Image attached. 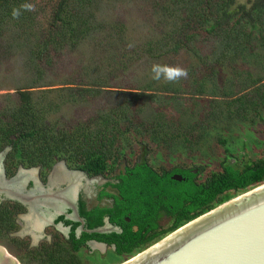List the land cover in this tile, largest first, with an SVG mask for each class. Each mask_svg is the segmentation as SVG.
Listing matches in <instances>:
<instances>
[{
  "label": "trees",
  "instance_id": "trees-1",
  "mask_svg": "<svg viewBox=\"0 0 264 264\" xmlns=\"http://www.w3.org/2000/svg\"><path fill=\"white\" fill-rule=\"evenodd\" d=\"M107 1L0 0V70L19 42L26 46L36 80L60 66L64 50L82 43L89 49L88 59L70 70L61 86L31 81L0 93V152L11 146L5 160L9 175L20 164H41L47 172L63 158L88 172H103L143 142L172 155L195 154L209 136H218L229 154L224 131L264 120V74L254 75L247 66L249 57L264 56V22L257 11L249 13L237 0H151L154 21L148 36L136 43L125 23L102 17ZM25 4L35 11H26ZM14 8L20 10L18 19L12 17ZM154 63L180 66L188 77L175 83L152 80ZM132 69L137 76L129 84L113 86ZM5 84L0 81V90ZM94 99L104 103L87 116L77 119L68 113L71 106ZM230 156L209 170L204 181L168 188L175 199V222L143 238L138 247L118 245L119 254L132 257L264 183V149L258 158L241 163L233 155L228 161ZM24 211L17 201L0 203V243L8 241L23 264H34L37 250L30 239L12 235L20 229L17 216ZM45 249L42 264H64V254Z\"/></svg>",
  "mask_w": 264,
  "mask_h": 264
},
{
  "label": "flooded vegetation",
  "instance_id": "flooded-vegetation-1",
  "mask_svg": "<svg viewBox=\"0 0 264 264\" xmlns=\"http://www.w3.org/2000/svg\"><path fill=\"white\" fill-rule=\"evenodd\" d=\"M139 148L98 173L72 166L63 158L47 172L41 164L29 168L20 164L9 175L5 156L1 182L16 189L20 198L10 199L4 193L0 203L14 200L25 207L17 222L23 229L20 237L29 236L30 246L37 250L34 264H42L46 246L55 256L64 254V264H103L111 253L122 258L119 264L130 257L120 255L118 245L138 247L143 238L175 222V199L166 190L177 182L204 181L211 169L181 161L178 153L172 163V154L155 151L148 143H140ZM22 168L32 173L16 186L12 182ZM33 211L35 216H23Z\"/></svg>",
  "mask_w": 264,
  "mask_h": 264
},
{
  "label": "rangeland",
  "instance_id": "rangeland-1",
  "mask_svg": "<svg viewBox=\"0 0 264 264\" xmlns=\"http://www.w3.org/2000/svg\"><path fill=\"white\" fill-rule=\"evenodd\" d=\"M150 2L151 0H109L101 10L102 17L125 23L127 35L131 37L134 42L138 43L148 36L150 24L154 21L153 16L151 15L152 11L150 10L149 12ZM237 2L238 4L243 5L244 9H247L249 13L250 11H257L256 13H258L257 16L260 21L264 22V0H237ZM20 45V42L17 43L12 52L6 54V57L4 58V64L1 66L0 70V81L3 82L6 80L8 84H5L7 87H3V89L0 90V93L12 92L13 89L7 88L14 87L13 84H15V86H21L22 83L26 84L31 81H35L37 85L51 82L54 84V87L61 86L60 83L66 80L70 70L76 69V67L82 64V61L84 63L85 60L88 59L87 54L89 49L86 48L87 44L82 43L73 50H64L61 54L60 66L56 67L45 78L36 80L32 70L29 68L30 60L28 59V54L26 55V46L21 45V47H19ZM256 57L257 56L249 57V63L254 60H256L257 63L255 65H250L248 63L247 66L252 70L254 75L264 74V56L261 57L260 54L258 59ZM185 63L186 62H182V64ZM6 67L7 71L4 72ZM136 76L137 71L130 72L127 76L117 79V81L113 83V86H118L119 84L117 82L129 84V81ZM111 89H118V87H112ZM120 89L127 91L125 88ZM103 103L104 101L102 99H94L84 105L71 106L72 109L68 111V113L72 117L78 119L87 116L94 108ZM223 136H226L224 138L227 141L226 146L229 154L225 151L226 147L224 148L218 140V136H209V139L206 140L199 151L195 154L185 151L179 156V160L188 163L190 162L191 164L193 163L195 166H203L206 164L208 169H213L214 167L216 169L218 164L224 160V157L227 155H231L230 158H232V155L237 157L239 163L249 158H258L261 156L264 149V120L258 119L256 122L248 124H234L223 132ZM145 143L146 142H143L142 144ZM139 149L138 151H140ZM160 157L161 156L158 158ZM172 158L173 159L170 161L175 163L178 156L175 154ZM21 232H23V229L20 227L16 236L20 237ZM25 236L26 238L29 237L27 235ZM0 244L6 247L7 250L13 256L17 257L23 264L21 257L16 254L14 251L15 248L10 245L8 241ZM121 260L122 258L111 253L106 259H104L103 264H116Z\"/></svg>",
  "mask_w": 264,
  "mask_h": 264
},
{
  "label": "water",
  "instance_id": "water-1",
  "mask_svg": "<svg viewBox=\"0 0 264 264\" xmlns=\"http://www.w3.org/2000/svg\"><path fill=\"white\" fill-rule=\"evenodd\" d=\"M10 150L8 146L0 152L1 173ZM4 185L0 183V194L19 200L16 189ZM0 264L22 263L0 244ZM119 264H264V183L190 220Z\"/></svg>",
  "mask_w": 264,
  "mask_h": 264
},
{
  "label": "clouds",
  "instance_id": "clouds-1",
  "mask_svg": "<svg viewBox=\"0 0 264 264\" xmlns=\"http://www.w3.org/2000/svg\"><path fill=\"white\" fill-rule=\"evenodd\" d=\"M22 7L26 11H35V6L32 4H25ZM20 10L14 8L12 10V17L18 19ZM151 79L155 81L163 80L166 83H175L181 79H187L188 71L180 66H171L167 64L154 63L150 69Z\"/></svg>",
  "mask_w": 264,
  "mask_h": 264
},
{
  "label": "bare ground",
  "instance_id": "bare-ground-1",
  "mask_svg": "<svg viewBox=\"0 0 264 264\" xmlns=\"http://www.w3.org/2000/svg\"><path fill=\"white\" fill-rule=\"evenodd\" d=\"M29 172V171H28ZM28 172H25V171H22L21 172V174H20V176H19V178L17 179V180H15V181H13L12 182V184H15L16 186H20L21 184H22V182L26 179V178H28L30 175H31V171L28 173ZM27 173V174H26ZM2 180H1V175H0V182H1ZM68 188V187H67ZM71 190V189H70ZM69 194H70V192H69ZM72 195V194H71ZM71 195H70V197H71ZM31 216H35V213H34V211L33 212H31L30 214H29V217H31Z\"/></svg>",
  "mask_w": 264,
  "mask_h": 264
}]
</instances>
